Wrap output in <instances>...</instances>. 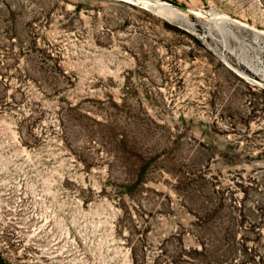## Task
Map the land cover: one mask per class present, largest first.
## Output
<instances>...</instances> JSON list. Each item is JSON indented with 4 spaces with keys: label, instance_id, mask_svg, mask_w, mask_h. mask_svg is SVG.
I'll list each match as a JSON object with an SVG mask.
<instances>
[{
    "label": "rangeland",
    "instance_id": "obj_1",
    "mask_svg": "<svg viewBox=\"0 0 264 264\" xmlns=\"http://www.w3.org/2000/svg\"><path fill=\"white\" fill-rule=\"evenodd\" d=\"M263 260L264 0H0V264Z\"/></svg>",
    "mask_w": 264,
    "mask_h": 264
},
{
    "label": "trees",
    "instance_id": "obj_2",
    "mask_svg": "<svg viewBox=\"0 0 264 264\" xmlns=\"http://www.w3.org/2000/svg\"><path fill=\"white\" fill-rule=\"evenodd\" d=\"M235 227H241V225H226V226H222L221 227V231H223V233H225V234H228V232L231 230V229H234ZM245 239H242L241 238V243H240V245L241 244H243V242H246V241H244ZM232 242H233V244H232V246H231V248L232 249H236L237 251H240V249H237V247H235V244H239V241L237 242L235 239H232ZM227 244V246H229L230 245V243L229 242H227L226 243ZM234 247V248H233ZM224 250V249H223ZM235 251V250H234ZM222 257H228V255L225 253V254H222ZM259 259H262L261 258V256H259ZM263 262H264V260H263Z\"/></svg>",
    "mask_w": 264,
    "mask_h": 264
}]
</instances>
